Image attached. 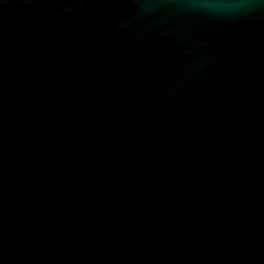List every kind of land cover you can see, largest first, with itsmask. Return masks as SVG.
<instances>
[{
  "label": "water",
  "instance_id": "obj_1",
  "mask_svg": "<svg viewBox=\"0 0 264 264\" xmlns=\"http://www.w3.org/2000/svg\"><path fill=\"white\" fill-rule=\"evenodd\" d=\"M0 264H264V0H0Z\"/></svg>",
  "mask_w": 264,
  "mask_h": 264
}]
</instances>
